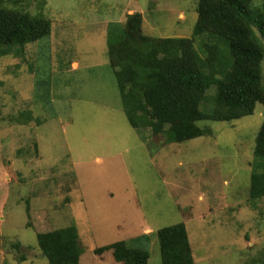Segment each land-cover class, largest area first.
<instances>
[{
	"label": "rangeland",
	"instance_id": "1",
	"mask_svg": "<svg viewBox=\"0 0 264 264\" xmlns=\"http://www.w3.org/2000/svg\"><path fill=\"white\" fill-rule=\"evenodd\" d=\"M4 1L51 31L0 57V264H47L36 236L70 225L79 264H118L93 251L142 235L161 264L156 232L180 223L194 264H263L264 198H249L262 105L167 144L129 126L106 56L108 24L135 12L146 35L190 38L198 0Z\"/></svg>",
	"mask_w": 264,
	"mask_h": 264
},
{
	"label": "trees",
	"instance_id": "2",
	"mask_svg": "<svg viewBox=\"0 0 264 264\" xmlns=\"http://www.w3.org/2000/svg\"><path fill=\"white\" fill-rule=\"evenodd\" d=\"M251 0H198L190 38L144 34L140 13L109 23L107 60L113 71L124 116L133 129H148L167 144L210 135L201 123L226 122L264 109L261 64L264 44V0L251 11ZM50 22L0 0V57L50 35ZM212 92V93H211ZM211 93V94H210ZM255 138L249 198H264V110ZM161 264H194L183 223L156 232ZM148 235L99 247L118 264H147ZM47 264H79L83 250L75 225L36 236ZM264 264V263H263Z\"/></svg>",
	"mask_w": 264,
	"mask_h": 264
},
{
	"label": "crops",
	"instance_id": "3",
	"mask_svg": "<svg viewBox=\"0 0 264 264\" xmlns=\"http://www.w3.org/2000/svg\"><path fill=\"white\" fill-rule=\"evenodd\" d=\"M186 228V227H185ZM187 231V230H186Z\"/></svg>",
	"mask_w": 264,
	"mask_h": 264
}]
</instances>
